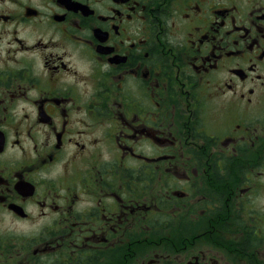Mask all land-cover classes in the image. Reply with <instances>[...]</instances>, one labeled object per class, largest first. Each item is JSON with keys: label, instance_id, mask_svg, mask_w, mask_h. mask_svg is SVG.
Segmentation results:
<instances>
[{"label": "flooded vegetation", "instance_id": "1", "mask_svg": "<svg viewBox=\"0 0 264 264\" xmlns=\"http://www.w3.org/2000/svg\"><path fill=\"white\" fill-rule=\"evenodd\" d=\"M0 264H264V0H0Z\"/></svg>", "mask_w": 264, "mask_h": 264}]
</instances>
